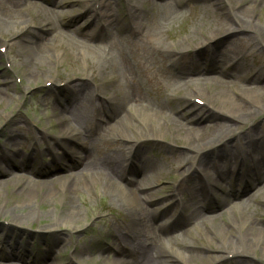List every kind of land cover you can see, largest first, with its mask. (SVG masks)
I'll return each mask as SVG.
<instances>
[{"label":"bare ground","instance_id":"obj_1","mask_svg":"<svg viewBox=\"0 0 264 264\" xmlns=\"http://www.w3.org/2000/svg\"><path fill=\"white\" fill-rule=\"evenodd\" d=\"M77 1H89L84 6V14L74 16L69 14L72 18L65 19L67 14L65 8L75 1L50 0L52 8L36 7L35 12H32L25 0H0V41L7 36L23 34L24 41L17 44L20 46L21 55L25 56V61L30 66L28 70L30 75H38L39 68L43 65L50 67L69 59V54L80 57L90 68L89 76L83 75L82 81L67 87L66 100L60 102L61 116L67 111L74 115L68 122L63 117L60 120L67 126L66 132L56 137H51L45 132L35 133V138L49 143L46 151L50 153L66 144L78 150L75 152L76 156L70 157L64 167L55 169L66 170V173H70L69 176L59 180L52 176L46 181L45 173L30 170L24 162H19L17 151L10 153L1 151L0 191H4L7 196V187L14 186L17 194L22 195L24 200L31 201V204L40 195L45 199L59 198L61 201L63 199L64 210L59 217L60 220L52 219V222H49L51 228H45L56 238L61 239L54 233L57 231L55 227L76 229L82 217L73 196L80 190L82 192L84 188L99 185L100 194L105 192L109 204L125 210L130 219L125 222V216L118 213L117 219L122 221L111 223L114 232L107 237H111L114 243L118 242L117 254L110 261L111 264H225L228 260H235L236 264H264V219L256 216L258 209L248 201L250 199L264 204V69L261 67L258 71L243 74L244 72L237 71L240 65L234 63L229 68H234L235 71L225 73L226 79L211 77L216 69L215 63L223 61V65L229 66V62H234L233 56L230 55V52L233 54L235 52L232 47L234 44L253 43L264 50L263 27L252 20L256 12V0H252V6L244 8L241 15L232 13L230 21H222L219 18L215 26L209 23L207 27L202 26L204 28L201 31L202 38H199L196 32H191L185 37L186 42L176 41L170 46L165 45L162 35L168 30L178 11L172 9L166 13L163 11L161 16H153L151 32L148 31L149 24L145 25L146 9L143 6L151 0H129L126 27L131 36L142 35L146 38L145 53L149 55L146 56V60L160 63L165 70L171 71L172 76H177L179 81L176 82L178 85L176 92L186 91L188 94L189 90V97L187 94L179 95L181 102L178 101L179 104L176 105L168 103L173 94L169 98L167 95L166 100L157 99L153 102L143 100L138 106H134L133 103H137L141 95L137 86L127 80L129 70L132 72L137 70L136 72L144 75L157 89H162L160 83L162 75L152 74L151 66H145L142 62L129 58L128 53H122L123 50L116 55L115 49L118 48L116 44L112 43L110 48L104 46L108 43L112 30L115 29L118 33L121 31L124 20L120 21L119 17L111 14L110 0ZM190 1L200 2L206 9L211 8L212 3L214 6H221V0ZM195 25L197 27L198 23L195 22ZM39 26L47 28L51 37L48 42L34 40L33 36L38 34L36 28ZM71 27L74 28L69 30ZM74 31L77 38L72 36ZM220 36L226 38L230 46L220 56L217 53L212 54L211 68L200 70L199 57H203L199 54L200 51L208 43L218 40ZM79 39L98 40L103 45H88ZM3 45L0 44L1 52L5 51H2L5 49V42ZM125 49L128 52H136L140 48L133 44L132 48ZM51 51L54 53L47 56L42 54ZM19 55L15 53L13 59H17ZM45 72L49 81H54L50 75L51 69H46ZM147 74L151 76L147 77ZM195 75L196 77L190 79V76ZM89 77H98V82L91 83ZM26 89L28 86H24L22 90ZM109 91L111 95H108ZM261 92L263 95H260ZM4 93L5 90L0 88V105ZM59 95L60 98L64 97L62 93ZM217 98L230 100L229 103L222 104L217 102ZM194 99H200L204 105L208 103L209 109L218 114L215 116H219V125H205V128H202V117L210 110L200 108ZM183 106L188 107V110L180 109ZM12 110L14 111L11 109L6 113L0 112V119L6 121L0 123L1 134H5L6 125L24 121L22 118L13 121ZM159 113L165 117L163 123L156 118ZM210 120L207 124L214 123ZM83 125L87 131L81 132L80 127ZM95 125L96 128L93 129ZM245 125H249L248 129L241 130ZM203 129L208 131L203 133ZM113 131L118 132L119 138L110 135ZM167 134H170L172 141L176 139L186 141L188 147L175 155L181 160L179 166L172 165L174 160L169 165L180 174L181 179L177 183L173 197L162 204L155 195L162 190L158 185L162 173L159 164L149 166L145 162L143 166L133 168L131 154L141 142L153 140L161 143ZM5 136L14 143L22 140L21 135L14 134L11 130ZM164 148L167 149L168 145H164ZM213 148L216 152L210 155ZM224 156L233 161L232 167L222 166L220 161L218 165V158ZM150 169L154 173L152 177L149 176ZM128 171L140 174L142 172L141 186L138 184L133 187V181L129 183L125 179ZM208 171H211L210 175ZM103 188H106V191ZM253 190L254 194L248 198ZM217 196H226V199L217 205V209L210 208L207 203L204 204ZM173 198L180 199L182 203L186 200L190 202L187 207H182L180 215L176 218L175 215L172 216L176 209ZM236 201H241L242 206L234 205L231 212L226 211V208ZM146 203L157 205L159 217L167 218L155 225L156 235L184 229L187 223L199 218L201 223L198 229L195 228L198 234L193 236L192 232L184 231V234L189 236V242L181 243V238H185V235L180 238L172 233L177 243L175 241L173 246L158 244V241L151 237V231L141 232L142 226H149L150 223L151 210ZM177 206L180 208L179 202ZM205 210L208 211L207 217L204 214ZM49 214L39 213L31 206L22 210L17 206L8 207L7 210L0 208V217L10 215L9 224L20 227L27 226L36 217L47 219ZM218 219H221L222 226L216 224ZM199 238L208 240V246L198 245ZM217 241L218 246L209 245L217 244ZM20 248L22 244L16 243L11 253L0 256L4 262L0 264H14L18 261L22 264H36L30 260V254H22ZM80 252L85 251L79 249L78 253ZM41 264L53 263L42 259Z\"/></svg>","mask_w":264,"mask_h":264},{"label":"rangeland","instance_id":"obj_2","mask_svg":"<svg viewBox=\"0 0 264 264\" xmlns=\"http://www.w3.org/2000/svg\"><path fill=\"white\" fill-rule=\"evenodd\" d=\"M26 4H28L29 9L35 12V8L37 9H48L52 8L51 4L48 2L49 0H25ZM69 4L65 10H67V14L65 19H68L71 16L81 14L84 10V6L89 2H76ZM112 3L111 14L119 17L120 21L123 20V25L121 31L118 33L115 29L112 30V34L108 37V44H116L118 48L115 49L116 55L119 51L122 53H128L129 58H134L143 63L145 66H151L153 69V73H160L162 77L160 78V83L162 89H157L150 80H147L144 75L137 70H129V75L127 76V80L132 82L137 86L141 97L138 99L137 103H133L134 106H138L143 102V100L151 101L154 100H166L173 95L172 98L168 100V103L171 105H176L181 102L178 98L180 96H186V91L184 92H176L177 88L176 82H178L177 76H172L171 71L168 69H164L160 63H155V61L146 60V56H149L145 53L147 50L146 43L144 42L146 38L141 36H131L130 31L127 29L128 20L126 16L129 12V0H110ZM214 3L211 4V8H204L201 6L200 2H192L190 0H151L150 3L142 4L144 6L146 12L145 25L149 24L148 31H153L152 27V18L153 16H161V13L164 11L165 13L176 9L178 11L177 15L172 19L171 24L168 26V30L163 32V40L166 46H170L172 43L176 41L186 42L185 37L187 34L191 32H196V35L199 38H202L201 31L204 30L202 26H209L208 23L212 26H215L216 23L219 22V18L222 21H230V16L232 18V13H238L237 15H241L244 8H249L252 6V0H221L220 7L214 6ZM255 14L252 17V20L255 24H258L263 27L264 30V0L255 1ZM69 14H72L69 16ZM38 21H36L37 23ZM60 19L58 20V23ZM195 22L198 23L196 27ZM38 25V24H37ZM200 26V27H199ZM124 27V30H123ZM74 27L69 28L72 30ZM43 26H39L36 28L37 35L33 36L35 41H49L51 39L50 34ZM67 31V30H66ZM70 33V32H69ZM223 34V33H222ZM222 34H219L223 36ZM23 35V34H22ZM22 35L19 36H7L1 38L0 44L3 45L5 42V49L3 48L0 54V88L5 90V93L2 97V105H0V112L6 113L14 109L11 118L13 121L15 119H24L22 122H13L10 126H5V134H1L0 132V148L1 150L7 149H16L20 155H24V153H29L31 150L42 149L45 152L41 153L38 158H36L35 163L32 164V168L40 170L42 172H50L54 169V164L51 167H43L40 166L44 163L43 160L52 159V156H46L49 152H46V147L50 146L48 142L40 140L39 138H35V133L45 132L47 135L59 136L63 132H66L67 126L62 123L61 118H65L71 120L74 118V115L70 112H63V116L60 115V102H64L65 96L67 95V87L75 82H80L83 80V75L89 76L88 73L90 68L84 63V61L77 56H69V59H64L59 64H52L50 67H46L47 65H43L39 68L38 75H30L28 72L29 65L25 61V56L21 55V51L19 50L20 46L17 44L19 41H24V37ZM76 32H73L72 36H75ZM147 35V33H146ZM219 37L218 40L210 42L204 47L199 54L203 55L199 58L201 61H204L206 58L211 59L213 53L222 54L223 51H227L230 46V42L223 37ZM264 36V34H263ZM82 41L81 39H79ZM3 42V43H1ZM130 45H127V43ZM96 41L88 42V44H95ZM137 45L140 49L136 52L131 51L128 52L125 48L131 47L132 45ZM187 45V44H186ZM4 46V45H3ZM112 47V46H111ZM235 50L234 54L230 52V55L233 56L234 62H237L240 67L237 71L244 72L246 74L250 71H258L261 67L264 69V50L262 48L256 47L253 43H242V44H234L232 46ZM132 50V49H131ZM204 51V53H202ZM15 53H19L17 59H13ZM54 51L49 53L43 52V56H47L48 54H53ZM132 54V55H130ZM208 55V56H207ZM156 58L155 56H153ZM198 57V56H197ZM15 60V61H14ZM210 61H207L209 64ZM215 63V62H214ZM224 62L215 63V71L212 73L211 77L221 78L219 76V72L225 66ZM141 66V64H140ZM142 67V66H141ZM204 68V64L200 62L199 69L202 70ZM46 69H51V76H53L54 81L50 80L46 75ZM234 68L230 70V72L234 73ZM147 77L151 75H146ZM195 76H190V79H193ZM98 77L91 78L89 77V81L91 83L98 82ZM125 80V78H123ZM226 79V78H225ZM68 83V84H67ZM243 84V83H242ZM28 86V89L23 91V87ZM160 90V91H158ZM175 91V92H174ZM188 94H189V90ZM62 93L64 95L63 98H60ZM108 95H111V91L107 92ZM187 94V96H188ZM201 95V94H200ZM263 95V92L260 93ZM264 96V95H263ZM16 97V99L14 98ZM177 97V98H176ZM189 97V96H188ZM199 97V95L197 96ZM236 98V96H235ZM238 98V97H237ZM195 104L199 105L200 108L210 110V106L205 104H201L200 99H194ZM228 98H217L218 103L227 104L229 103ZM204 101L206 99L204 98ZM264 102V101H263ZM182 110H188V107H180ZM212 110V109H211ZM205 112V115L202 117L203 124L202 128H205V125H219V116H215L218 114H214L213 111ZM77 113V112H76ZM218 113V112H217ZM222 114V113H221ZM205 117V118H204ZM214 117V118H213ZM156 118L163 123L164 116L160 113L156 115ZM214 121L207 122L209 121ZM226 119V118H224ZM223 119V120H224ZM205 120V121H204ZM222 121V120H221ZM0 123H6L4 119H0ZM68 124V123H67ZM72 125V122H71ZM75 125V123H73ZM93 127H96L93 126ZM249 125H245L241 128V130H247ZM81 132L86 130L85 126H81ZM125 125L123 126V129ZM13 131L14 134H19L22 136V140L18 143H15V147L13 146V142L8 141V138L5 136L7 132ZM77 130V127H76ZM208 129H203V133L207 132ZM131 133V132H128ZM168 133V132H167ZM112 137L119 138L118 132L113 131L110 133ZM131 135V134H128ZM24 136L26 138H24ZM41 136V135H39ZM42 137V136H41ZM37 141V142H36ZM70 142V141H69ZM69 145V144H68ZM62 145L65 149L68 147V151L73 150L72 145L68 146ZM164 145H168V148L165 149ZM188 147V144L184 140L172 141L170 134L164 136L161 140V143L153 140H145L141 142V144L135 148V150L131 154V162L138 167L139 165L143 166L146 162L147 165L151 166L153 164H159V167L162 171L160 177L159 187H162V190L157 192L155 195L159 197L160 202L164 203L168 201V199L172 196L176 184L181 179L179 173L172 170L169 165L172 160L174 163L172 165L179 166L180 161L176 158V153L179 151H184ZM64 149H58L55 153L57 155L63 156ZM209 153L212 155L215 151L213 148ZM189 152V151H188ZM191 153V152H189ZM45 154V155H44ZM148 159V160H147ZM155 159V161H154ZM65 163L66 160H62ZM52 168V169H51ZM75 172L76 169H75ZM152 173V169L149 170V174ZM154 174V173H153ZM150 175L151 177L153 176ZM69 174L61 173L56 176L57 180L60 178H67ZM133 180L139 181L142 178L141 174H135L129 176ZM101 187L98 185L93 188H84L82 192H78L73 197L75 201L78 203L79 208L82 212V217L77 223L76 229H69L68 227H61L58 229L55 227L54 223L52 224L57 231L54 233L61 237V239L56 238L53 233L45 228H51L52 219L60 220L62 211L64 210V200H59V198H43L42 195L39 198L34 199L32 204L31 201L24 200L23 196L17 194V190L14 186L7 187L6 194L4 191H0V208L7 210L8 207L17 206L20 210L27 206L34 207V209L39 213H47L49 212L50 216H47V219H43L42 217H36L33 219L27 226H18L14 224H9L10 215L6 217H0V239L7 240L8 244L12 243L14 246L16 243H21L22 248H20V252L22 254L29 253L30 260L35 261L37 264H41L42 258L46 255L49 263L53 264H111L110 261L114 258V249L109 248V244L113 243V240L108 238L114 232V228H111V223L122 221L118 220V213L125 216V222L130 220L128 214L125 210L121 209L119 206L115 207L109 204V198L107 195L100 194ZM106 191V188H103ZM109 194V193H107ZM252 196V191L249 193L248 198ZM185 203L186 206L190 205V202ZM254 208H257L258 211L256 216L264 219V204L259 201L248 200ZM30 203V205H29ZM240 202L234 203V205L238 206ZM215 205V203H213ZM153 205H149V207H153ZM226 211L231 212V207L226 208ZM46 217V216H45ZM108 220V222H106ZM163 218H159L157 212L152 213L149 216V226H142L141 232L151 231V237L155 238L154 240H160L164 242L165 245H172L176 241L174 240V235L172 233H177L178 236H184L182 233L184 231H188V233L192 232L193 236H196L198 233L195 232L196 229L199 228L195 225L187 223L186 229L174 230V232L163 233L160 236L155 234L156 224L161 223ZM197 220V219H196ZM194 220L193 223H199ZM56 224V223H55ZM216 224L219 226L223 225L221 219L216 221ZM41 228H44L41 229ZM128 231V230H125ZM187 233V234H188ZM181 238V243L189 242V236L185 235ZM67 241V242H64ZM177 243V241H176ZM175 243V245H176ZM198 245H207L208 240L204 238H199L197 240ZM212 247L218 246L217 244H209ZM3 252L0 254L9 253V249L7 243L2 245ZM177 246V245H176ZM79 249H83L85 252L78 253ZM27 250V251H26ZM26 251V252H25ZM29 251V252H28ZM256 257V256H255ZM0 263H4L0 261ZM14 264H22L20 261L15 262ZM225 264H236L235 260H228Z\"/></svg>","mask_w":264,"mask_h":264}]
</instances>
